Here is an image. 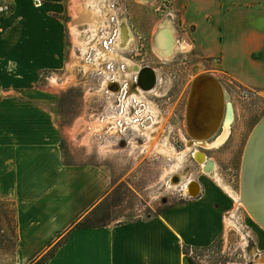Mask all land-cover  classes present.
Masks as SVG:
<instances>
[{
	"label": "crops",
	"instance_id": "crops-1",
	"mask_svg": "<svg viewBox=\"0 0 264 264\" xmlns=\"http://www.w3.org/2000/svg\"><path fill=\"white\" fill-rule=\"evenodd\" d=\"M38 1L43 4L36 0L37 7ZM15 2L22 21L8 29L9 44L0 37V195L15 202L16 264H34L53 249L42 264H191L181 245L209 244L217 235L224 206H215L214 190L149 218L74 227L112 192L113 167L74 155L67 162L63 133L76 141L73 131L85 124L61 125L56 108L10 74L18 66L9 60L23 74H35L60 66L65 52L64 26L47 8L33 9L34 0ZM181 24L187 51L217 60L225 76L264 92V0H184ZM96 128L82 141L91 134V144Z\"/></svg>",
	"mask_w": 264,
	"mask_h": 264
},
{
	"label": "rangeland",
	"instance_id": "rangeland-1",
	"mask_svg": "<svg viewBox=\"0 0 264 264\" xmlns=\"http://www.w3.org/2000/svg\"><path fill=\"white\" fill-rule=\"evenodd\" d=\"M15 1L0 0V37L6 40L2 41L3 45L11 42L7 36L14 21L17 20L18 24L22 21ZM35 1L33 9L47 8L50 19L54 18L64 26L63 62L60 66L41 68L35 74L29 70L23 74L17 61L9 60V66H18H13L15 70L10 74L22 82L28 81L26 88L40 92L44 102L56 108V117L61 125L77 123L78 127L85 124L77 132L73 131L76 141L70 140L71 132L63 133L62 146L67 162L77 156L82 161L102 160L112 165L115 187L86 222L109 224L149 218L169 206L188 202L195 204L200 198L209 197L214 190L211 197L217 202L215 206H224L216 225L215 240L204 245L194 244L188 252L196 264H256L253 258L262 257V254L255 249L264 253V229L253 220L243 204H238L237 196L241 193L243 158L249 137L264 117V92L225 76L219 71L217 60L200 59L187 51L189 46L179 32L182 30L184 0H122L127 13L125 23L129 25L133 37L129 43V56L140 63H149L161 72L156 94L148 95L161 110V121L153 129L152 136L142 135L130 125H119L117 132H111V124L100 126L99 121L120 111L123 96L119 95L117 103L113 104L100 88V83L73 54L78 51L76 44L80 25L92 22L93 12L84 0H41L42 5L37 2L39 7ZM23 5L26 9L30 8L29 4ZM158 48L168 50L170 56L162 57ZM200 72L214 74L222 82L227 103L232 104L234 115L228 138L220 148H197L216 161L218 175L233 192L227 193L223 184L206 175L192 153H188L171 172L178 164V158L159 151L161 144L178 151L186 149V139H191L186 118L188 98L192 80ZM115 104L116 109L113 108ZM152 123L153 115L149 113L145 124ZM94 126L104 132L95 133L91 144H87L91 134L87 135L85 142L82 140ZM125 126L129 127L125 129ZM223 132L224 127L219 135ZM217 136L214 135L215 138ZM148 141L151 145L146 146ZM103 145L114 147L103 150ZM173 178L176 184L172 183ZM191 181H199L204 186L205 191L201 195L199 193V197H191L187 193L186 188ZM229 212L234 213L233 219L239 226L226 222L227 216L231 215ZM197 237L195 233L192 240H197ZM17 246L15 202L0 196V264H16Z\"/></svg>",
	"mask_w": 264,
	"mask_h": 264
},
{
	"label": "bare ground",
	"instance_id": "bare-ground-1",
	"mask_svg": "<svg viewBox=\"0 0 264 264\" xmlns=\"http://www.w3.org/2000/svg\"><path fill=\"white\" fill-rule=\"evenodd\" d=\"M84 1H85V5L87 6V8L89 10H91L94 14V19L92 18L93 21L90 22L89 25H90L92 30L95 29L94 33L96 34L97 33L96 31L99 27V24L101 22H104V20L109 18L111 9L109 7L108 0H84ZM145 1H149V0H145ZM119 20L121 23L120 39H119V42H117L116 46H114L115 51L113 53L107 52V54L110 55L111 57L118 56V54L121 53V49H123V50L129 49V43L133 39L132 31H131L129 25H127L125 23L126 22L125 15L122 18L119 17ZM85 34H86V31H81V28H80L79 32H78V38L79 39H78V42L76 45H80L83 50L88 49L90 44L92 43V42L87 41ZM163 43H164V41H163ZM98 47L102 48L101 46H98ZM163 48H165V47H163ZM158 49L160 50V48H158ZM168 53H169L168 50H163L162 48L159 51V54H161L162 57H165V58L170 56V53L169 54ZM73 54H75V56L77 57V54L75 51L73 52ZM77 58L80 59V57H77ZM124 60L129 64V72H128L129 74H131V72L133 70L139 69V63L138 62H135L134 60H132L130 58H124ZM84 66H86L87 69L90 68V65L84 64ZM147 66H149V65H147ZM154 70L158 74V83H157V85H158L160 82V78H161V75H160L161 72H160V70H158L156 68H154ZM202 73L210 74L207 72H202ZM199 74H201V72ZM199 74L195 75L193 80ZM210 75H214V74H210ZM216 78H217V76H216ZM127 79L129 80V85H130V95L135 96L139 101L145 102L148 106L147 113L144 114L143 116L146 117V116H148L149 113L151 115H153V123L151 125L143 126L140 123H134V127L142 135H145V136L151 135L153 133V129H155V127L161 121V118L159 117L161 115V110L159 108H157L156 105H154V103L147 97V94L148 93L152 94L156 88L146 90V93H144L140 89V87L136 86V84L133 83L130 75L127 76ZM193 80H192V83H193ZM203 88H205L204 92H206L209 95L213 96L214 94H217V93H214L216 91L211 89V88H207V87H203ZM225 94H227L226 91H225ZM160 95L161 94H159V96ZM217 97H218V100L220 101V97L218 96V94H217ZM214 106H215V104H214ZM130 115L132 116L131 118H133V116H134L133 113H131ZM233 115L234 114H233L232 104L227 103V96H226L225 103H224V113H222L219 120L216 119V121H218V125L214 128L213 131H211V129L213 128L212 126L216 123V122H214L215 120H208L206 122L204 121V123L196 131L192 130V134L194 135V138L186 139L184 136V139H186V141H187V147L184 151H178L173 147H168L166 144H161L160 148L157 147V148H159V151H161L163 153H167L168 155L175 156L176 158H178L179 162H178V164L173 166V168L171 169V172H174V170L178 167V165L187 157L188 153H192L193 157H198L199 162H200L199 164L202 168V171L206 175H208L209 177H212L214 179H217L218 182L223 184V187L228 192H233L231 187H229L227 184L223 183L220 176L218 175L216 161L214 159L210 158L204 151L197 148V146H201V147L203 146V147H208V148H210V147L220 148L228 138L229 130H230V127L233 123ZM136 117H138V116H135V118ZM209 117H217V116L216 115H210ZM117 119H118V116L115 115L113 117L107 118L104 121H99V124H100V126L113 124L114 126H113V129H111V132L112 131L117 132V130L119 129V124L117 122ZM189 123L187 124V128L189 127ZM223 127H224V132L221 135H219V131ZM254 130H253V132H254ZM98 131L104 132L102 129H98ZM253 132L251 133L249 140L251 139ZM214 135H216V136L218 135V136L215 138ZM211 137H214L215 139L213 141H211ZM249 140H248V143H249ZM258 142L259 143L262 142L263 146H264V132L261 133V136H260ZM248 143H247V145H248ZM262 143H261V146L259 148L263 147ZM147 145L148 146L151 145V142L148 141L146 143V146ZM113 147H114L113 145H103L102 149L103 150H110ZM246 148H247V146H246ZM255 152H256V150H254L253 153L251 154L252 158H256L254 156ZM257 159H260V157H257ZM243 160H244V158H243ZM255 167L256 168L253 171L251 170V172L249 174V184H248L247 190H248V193L250 196H252V194L255 195V199H253V201L257 202V206H251V203H250L251 199L249 200L248 196H246V194H244V189H242V186H241V193L237 196V202H238V204H240V203L243 204L244 207L248 210V212L251 215V217L253 218V220L257 224H259L258 218L256 217L257 214H256L254 208L257 209V211H259V213L264 217V157H263L262 161L258 162L257 166H255ZM178 177H179V175H178ZM172 183L176 184V180L174 178L172 179ZM201 190H202V184L199 181L189 182L187 185V188H186L187 193H191L193 195L200 193ZM229 213H231V215L227 216L226 222L230 223V224H237L238 225V223H236L235 220L233 219L234 213H232V212H229ZM259 221L264 225V222H262L260 219H259ZM260 226L264 229V226H262V225H260ZM257 258L256 259L253 258V260L256 262V264H258V263L264 264V254L262 255V257H257Z\"/></svg>",
	"mask_w": 264,
	"mask_h": 264
},
{
	"label": "built area",
	"instance_id": "built-area-1",
	"mask_svg": "<svg viewBox=\"0 0 264 264\" xmlns=\"http://www.w3.org/2000/svg\"><path fill=\"white\" fill-rule=\"evenodd\" d=\"M108 3L111 9L109 18L99 24L96 34L94 33L95 29L92 30L88 23L80 25L81 31H86L85 36L87 41L92 43L86 50H83L82 47L78 45V51H76V54L77 57H80L84 64L90 65V68H88L86 71L90 72V74H92L94 78L100 83V88H102V90L108 95L113 104L115 102L117 103V98L119 95L122 94L123 96V100H120V111L113 113L107 118L117 115V122L121 126L130 125V127L133 128L134 123H140L143 126H147L145 124L146 117L143 115L147 113L148 106L145 102L139 101L135 96L130 95V85L127 76L130 75L133 83L140 87L138 84L140 71L143 67L151 65L149 63H140L134 58L130 57L129 53L131 50L128 49H121V53L116 57H111L107 54V52L113 53L115 51L114 46H116L120 39L121 23L119 17L122 18L124 15L127 16L122 0H108ZM98 46H101L102 48ZM124 58H130L135 62H138L139 69H135L131 72V74H129V64L124 60ZM157 83L154 87L156 89ZM114 84L117 85L116 89L112 88ZM140 89L146 93V90L142 89L141 87ZM156 89L153 92L155 94ZM149 94L151 95V93H148L147 97ZM113 108L116 109V104L113 106ZM131 113L134 115L133 118H131ZM135 116L138 117L135 118ZM113 126L114 125L111 124L109 127L110 130L113 129ZM128 127L125 126V129Z\"/></svg>",
	"mask_w": 264,
	"mask_h": 264
},
{
	"label": "water",
	"instance_id": "water-1",
	"mask_svg": "<svg viewBox=\"0 0 264 264\" xmlns=\"http://www.w3.org/2000/svg\"><path fill=\"white\" fill-rule=\"evenodd\" d=\"M156 83L157 73L154 68H152L151 66L143 67L139 74V86L144 90H150L155 87ZM202 86L215 90L216 92L214 93L218 94V96L220 97V101L218 100L217 94H214L213 96L207 94L206 92H204L205 88H203ZM112 88L116 89L117 85L114 84ZM225 91L226 90L222 82L218 78H216L215 75L201 73L193 80L186 113L187 124L190 122L187 129L191 138H194L192 130L196 131L204 123V121L206 122L208 120H215L214 122L216 123L212 126L213 128L211 129V131H213L214 128L218 125V121H216V119L219 120L222 113H224V103L227 96V94H225ZM210 115H216L217 117H209ZM262 132H264V117L255 128L253 135L249 140L243 160L242 189H244V194L248 196V199H251V206H257V202L253 201V199H255V195L252 194V196H250L247 187L249 184V174L251 170L253 171L256 168L255 166H257L258 162L262 161L264 157L263 143L261 142L263 147L259 148L261 146V143L258 142ZM254 150H256L254 154L256 158L251 157V154ZM257 157H260V159H257ZM195 158L199 162L198 157ZM189 194L191 195V197L199 196V193L196 195H193L191 193ZM254 210L257 214L256 217L258 218V223L264 226L259 221L260 219L262 222H264V217L259 213V211H257V209L254 208Z\"/></svg>",
	"mask_w": 264,
	"mask_h": 264
},
{
	"label": "trees",
	"instance_id": "trees-1",
	"mask_svg": "<svg viewBox=\"0 0 264 264\" xmlns=\"http://www.w3.org/2000/svg\"><path fill=\"white\" fill-rule=\"evenodd\" d=\"M1 196V195H0ZM165 209V208H164ZM164 209H162L161 211H158V213H161ZM95 210V209H93ZM93 210L86 216H84L83 218H81L79 221H77L74 224V227H91V226H104L107 224H95V223H88L86 222V219L88 218V216L93 212ZM181 248L183 250L184 253H186L189 256L190 262L191 264H196L194 258L190 255V253L188 252L189 248H192V245L190 244H182ZM54 253V249L49 251L47 254H45L42 258H40L39 260H37L34 264H42L44 261H46L49 257H51Z\"/></svg>",
	"mask_w": 264,
	"mask_h": 264
}]
</instances>
